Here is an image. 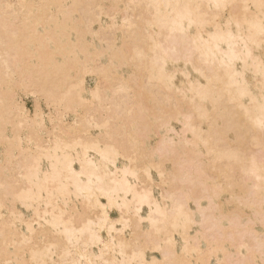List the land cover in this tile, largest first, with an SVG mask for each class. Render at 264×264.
<instances>
[{"label":"bare ground","instance_id":"bare-ground-1","mask_svg":"<svg viewBox=\"0 0 264 264\" xmlns=\"http://www.w3.org/2000/svg\"><path fill=\"white\" fill-rule=\"evenodd\" d=\"M0 148V264H264V0H0Z\"/></svg>","mask_w":264,"mask_h":264},{"label":"rangeland","instance_id":"rangeland-1","mask_svg":"<svg viewBox=\"0 0 264 264\" xmlns=\"http://www.w3.org/2000/svg\"><path fill=\"white\" fill-rule=\"evenodd\" d=\"M12 1V0H11ZM13 1H15V0H13ZM105 5H106V7L107 6H109L110 4H109V2H105ZM105 16V15H104ZM102 16V18H101V21H102V23H106V24H108V23H110V21H109V18H106L107 16ZM118 17V16H117ZM121 18V15H119V17H118V21H121V20H119ZM106 21V22H105ZM96 29L98 28V24H95V26H94ZM119 34H120V31L118 32ZM121 41L122 40H120V41H118V43H120L121 44ZM96 42H99V41H96ZM103 63L104 62H106L107 63V59H104L103 61H102ZM105 63V64H106ZM125 73H124V75H126L127 76V72L126 71H124ZM188 72H190L191 73V77H190V80H196V74L192 71V70H189ZM180 75H178L177 76V79H178V81H179V79L182 77V76H180ZM193 76H195V77H193ZM193 78V79H192ZM195 78V79H194ZM182 79V78H181ZM95 81H96V79H95V77L93 76V77H91V75H88L87 77H86V81H85V85L89 88V87H93L94 85H95ZM175 81H176V79H175ZM178 81H177V83H178ZM21 101H22V103L24 104V106H25V108H26V110H27V113L29 114V116H34V114H35V110H36V103H35V106H34V102H35V100H33L34 98L30 95L29 96V94L28 95H21ZM40 108H41V111L43 112L42 114H43V117H44V120H45V125H46V127H47V130H51L50 132H53L52 131V129H54L53 128V126H55V128H56V125H57V122L55 121L54 123L52 122L51 123V121H50V116H52L53 115V111L51 110V108L49 109L48 108V106L46 105V103L44 102V100H41V102H40ZM81 111V110H80ZM73 118H74V115H72V114H70V115H66V118H65V123L66 124H72V121H73ZM173 124H176V125H174L173 127L176 129V131H180V128H181V125L179 124V123H175V121L172 123V125ZM178 124V125H177ZM177 127V128H176ZM55 132H56V130H54ZM92 132L96 135V134H98L99 133V130H92ZM152 142H151V144L152 145H155L156 144V140L155 139H153L152 138V140H151ZM2 150L3 149H1L0 148V152H2ZM122 162V161H121ZM165 167L166 168H168V169H170V168H172V162L170 161L169 163H165ZM43 168H45L46 169V162H45V164H44V166H43ZM152 179H153V177H154V181L157 183V182H159L160 181V178H159V176H158V174L155 172V171H153V169H152ZM155 196L156 197H159V190H156L155 191ZM225 196H227V194H225ZM226 198V197H225ZM222 200V202H223V207H224V209L226 210V211H229L230 212V210H227V208H229V209H231L232 207H233V204L232 205H230L228 202H226V200L224 201L223 199H221ZM203 202V205H205L206 204V200H204V201H202ZM225 203H227L226 205H225ZM194 203H191L190 204V207H191V209L192 210H194V211H196V206H195V204L193 205ZM229 204V205H228ZM193 208H195V209H193ZM111 216L114 218V217H116V218H118L119 217V212L117 211V210H112L111 211ZM147 214V208H145L144 209V212H143V215L145 216ZM260 224V225H259ZM146 226V225H145ZM253 229L255 230V229H257V230H255L257 233H259L261 236L264 234V226L261 224V223H258V224H256V225H254V227H253ZM176 239L180 242V238H179V235H176ZM254 243V242H253ZM153 253L152 252H148V257L150 258L151 257V255H152Z\"/></svg>","mask_w":264,"mask_h":264}]
</instances>
